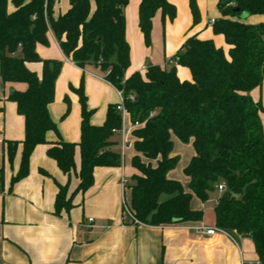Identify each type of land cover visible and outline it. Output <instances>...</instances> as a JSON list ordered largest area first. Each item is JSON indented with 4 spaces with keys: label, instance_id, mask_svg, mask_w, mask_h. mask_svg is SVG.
<instances>
[{
    "label": "trees",
    "instance_id": "obj_1",
    "mask_svg": "<svg viewBox=\"0 0 264 264\" xmlns=\"http://www.w3.org/2000/svg\"><path fill=\"white\" fill-rule=\"evenodd\" d=\"M92 1L93 9L90 0H69L67 11L54 17L55 0H11V12L9 0H0V79L3 84L25 85L23 91L14 90L6 99L24 119L20 167L11 185L27 176L32 152L48 144L46 134L57 131L48 106L62 63L43 60L36 52L37 45H48L47 36L52 33L63 55L76 67L93 66L105 82L123 92L132 125H141L132 131L136 155L131 166L136 174L126 185L134 217L153 227L200 222L202 211L190 208L192 197L205 203L217 193L216 186L223 184L225 191L214 205L215 226L250 238L259 263L264 264V135L259 117L264 108L249 95L264 81V22L248 25L240 20L242 14L264 16V0H219L220 18L212 24V32L223 37L227 54L212 40L193 36L168 61V67L148 64L143 73L128 77L130 48L124 18L128 0ZM186 1L193 24H197L196 1ZM157 12L163 21H173L176 16L168 0H140L138 29L146 46ZM28 63L41 64L40 76L27 68ZM177 66L190 72L191 81L178 79ZM72 90L80 104L79 142L58 140L49 145L47 156L68 178L74 173L79 184L69 196L67 185H57L56 215L69 212L74 196L93 185L95 168L122 164L113 150V137L122 129L116 105H109L104 122L94 126L83 79ZM129 95L132 101L127 99ZM172 136L183 144L191 143L194 151L183 169L188 192L178 181L167 178L179 160L171 155ZM17 145L4 141L9 163ZM76 148L80 154L77 173Z\"/></svg>",
    "mask_w": 264,
    "mask_h": 264
},
{
    "label": "crops",
    "instance_id": "obj_2",
    "mask_svg": "<svg viewBox=\"0 0 264 264\" xmlns=\"http://www.w3.org/2000/svg\"><path fill=\"white\" fill-rule=\"evenodd\" d=\"M9 0L8 11L13 10ZM199 9L200 24L189 37L200 40H212L217 48L225 54L228 52L224 39L212 32L211 21L220 18L216 11L218 0H196ZM92 9L93 1L90 0ZM176 9L173 21L162 20L157 12L152 20L151 36H154L160 20L164 24L165 38L172 37L170 48L166 50L168 61L176 55L188 37L186 31L192 24V16L188 11L186 0H168ZM140 0H128L124 9L125 38L130 48V67L125 76L134 72L143 73L142 67L148 64L166 67L165 61L148 60L147 64L135 66V53L129 39L138 29V6ZM56 0L53 15L64 14L69 8V1L62 5ZM65 11V12H64ZM241 21L248 25L264 22V16H248L242 14ZM199 22V20H198ZM197 25V24H196ZM196 27V26H195ZM202 27L204 30L202 31ZM203 32V33H202ZM140 33V31H139ZM201 34V35H200ZM141 35V34H140ZM48 45L36 46L38 56L43 60H57L62 63L60 73L54 85V98L48 106L51 120L56 124V132H48V144L37 146L32 152L28 174L25 178L11 185L12 177L18 172L21 161L24 139V119L16 112L14 103L7 97L14 90L23 91L24 84H0V264H260L252 240L235 234V243L221 234L205 236L197 234L199 227L215 228L214 206L207 210L204 203L192 197L190 208L202 211L200 222H188L161 227H132L123 218L121 210L122 195L129 202L130 191L122 189V180L128 181L131 174H136L131 160L136 155L134 149L128 160L123 158L120 167H97L93 171V185L84 193L74 196L73 207L69 212L54 214L57 185L68 187V196L79 184L77 176L72 173L68 178L47 156L50 144L62 140L78 143L80 139V104L79 98L72 89H78L80 78L84 80V94L87 107L92 110L90 124L100 126L106 116L107 107L116 105L118 100L116 89L101 79L100 76L79 69L61 52L52 33H48ZM135 37V35H134ZM132 36V38H134ZM173 55V56H172ZM171 57V58H170ZM91 66H89L90 68ZM27 68L40 76V63H28ZM91 70H94L91 68ZM177 77L180 81H191L190 72L177 66ZM82 76V77H81ZM72 91V92H71ZM253 102L264 108V81L249 93ZM129 116H126V118ZM264 135V122L260 114ZM123 123V122H122ZM124 131L114 135L116 142L121 139L122 154L133 148L135 141L132 131ZM172 156L184 155V169L194 155L191 143L187 147L174 150V144L180 142L171 137ZM4 141L17 142V148L11 163L8 162ZM181 143V142H180ZM177 144V143H176ZM141 161H147L141 157ZM75 171H79L80 154L76 148L74 155ZM154 166L155 163L152 162ZM44 172V174L41 173ZM133 172V173H132ZM170 171L167 178L177 181L178 178ZM129 185V182H126ZM188 192V179L181 183ZM220 194L215 193L216 199ZM92 220V227L87 225Z\"/></svg>",
    "mask_w": 264,
    "mask_h": 264
},
{
    "label": "rangeland",
    "instance_id": "obj_3",
    "mask_svg": "<svg viewBox=\"0 0 264 264\" xmlns=\"http://www.w3.org/2000/svg\"><path fill=\"white\" fill-rule=\"evenodd\" d=\"M60 1H61V4H60L61 5V7H60L61 11H58V9H57L58 13L59 12H63L64 9L62 8V5L67 3L69 0H60ZM218 2H219V0H218ZM196 5H197V1H196ZM197 9H198V5H197ZM215 9L218 12V9L217 8H215ZM188 11L190 12L189 5H188ZM198 11H199V9H198ZM190 14H191V12H190ZM241 17H242V15L240 16V18ZM169 22H171V21H169ZM199 24H200V18H199V22L197 23V25L193 24V20H192V24L190 25V27L188 28V30L186 31L185 34H187L188 37H189V35L193 33V30H195V28H197ZM203 30H204V27H202V31ZM140 34L141 33H139V31L136 29L132 33V35H131V37L129 39V43L131 44L132 51L135 53V59H134L135 66H138V64L145 63V62L147 64L148 60L159 58V60L161 62L165 61L166 62V67H168L169 66V64H168V55H166L167 54L166 50H167V48L168 49L170 48L169 46L171 45L173 40H172V37L165 38L164 24H163L162 20H160L159 27L156 29V32L154 33V36H151L150 45L149 46L145 45L143 37ZM134 35H135V37H134ZM132 36L134 38H132ZM91 68L94 69V70H91ZM84 69L88 70V72H92L93 74L100 76L101 78L103 77L102 73L98 69L94 68L93 66H91L90 68H89V66H87ZM85 78H86V76L83 77V87H84ZM81 80L82 79L80 78V82H81ZM0 94H3V86H2V84H0ZM74 94H76V93L74 92ZM85 94H86V92H85ZM117 101L118 100L116 99V102ZM261 115H262L261 118H262V120L264 122V113H261ZM122 122H123L122 123L123 130L124 131H129L130 128L132 127V123L130 121V118L123 117L122 118ZM176 143L174 144V150L173 151H175L176 148H178V145L181 148L182 147H187V144H183V143H180V142H176ZM113 150L120 155L122 160L124 158V159H126V161L128 160L130 154L133 152V148H129L126 153L122 154V151H121V139L120 138L116 141V144L113 147ZM176 155H178V159L179 160H178L177 166L172 170L173 171L172 173H174V175L178 178L177 181L181 184V183H185V176L183 174V169H182L184 161H185V158H184V155L182 153H180V152L176 153ZM122 164H123V162H122ZM130 168H131V164H130ZM133 175L134 174H131V176L128 178V181H126V180L125 181L129 182V184H131V179H132ZM214 200H215V198L211 197L207 202L204 203V205L206 206L207 210L212 209V207L215 205L214 204L215 203Z\"/></svg>",
    "mask_w": 264,
    "mask_h": 264
},
{
    "label": "built area",
    "instance_id": "obj_4",
    "mask_svg": "<svg viewBox=\"0 0 264 264\" xmlns=\"http://www.w3.org/2000/svg\"><path fill=\"white\" fill-rule=\"evenodd\" d=\"M56 1V0H55ZM214 22L211 21V24H213ZM173 65H176L175 63ZM146 70V66L142 67V71L144 72ZM102 80H104L103 78H101ZM105 81V80H104ZM116 94L118 97V103L116 104V110L120 113L121 118L129 116L125 107H124V102H125V97L123 95V92L121 90H117L116 89ZM128 100L132 101L133 100V96L129 95ZM134 128H139L141 127V125L139 123H134L133 124ZM114 132V131H113ZM122 189L125 190L126 188V181L122 180ZM216 191L217 193L221 194L225 191V186L223 184H219L216 186ZM214 204H217V199L214 200ZM121 210H122V216L124 219H126L128 221V224L132 227H143L145 226L144 224H142L141 222H139L133 215V212L130 208L129 202L125 199V196L122 195V199H121ZM92 220H88L87 225L89 228L92 227ZM197 234L200 235H205V236H213L215 234H221L224 235L225 237H227L228 239H230L233 243H235V234L234 232L232 233H228L220 228H205V227H199L196 229Z\"/></svg>",
    "mask_w": 264,
    "mask_h": 264
}]
</instances>
